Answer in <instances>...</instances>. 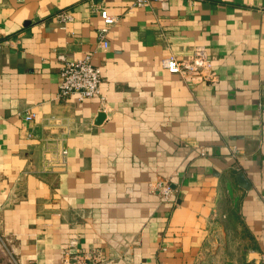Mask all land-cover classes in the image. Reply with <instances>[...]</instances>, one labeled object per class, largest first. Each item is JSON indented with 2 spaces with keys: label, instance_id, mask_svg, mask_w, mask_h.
Masks as SVG:
<instances>
[{
  "label": "crops",
  "instance_id": "crops-1",
  "mask_svg": "<svg viewBox=\"0 0 264 264\" xmlns=\"http://www.w3.org/2000/svg\"><path fill=\"white\" fill-rule=\"evenodd\" d=\"M98 6L118 16L106 45ZM0 43V264L264 252V0H2ZM199 46L215 81L163 65ZM88 54L101 94L59 97L60 55Z\"/></svg>",
  "mask_w": 264,
  "mask_h": 264
},
{
  "label": "built area",
  "instance_id": "built-area-1",
  "mask_svg": "<svg viewBox=\"0 0 264 264\" xmlns=\"http://www.w3.org/2000/svg\"><path fill=\"white\" fill-rule=\"evenodd\" d=\"M2 0H0L1 2ZM150 1H167V0H135L137 5H145ZM104 25L99 28L98 34L101 45H106L108 41V32L110 26L118 20V16L109 12L105 6H98ZM62 21L73 19L72 14L67 10H62L58 14ZM1 46V43H0ZM61 81L59 84L58 96L69 97L76 94L79 99H85L101 94V83L103 80L101 68L92 62L91 55L84 58L71 59L60 55ZM163 65L172 72L180 73L189 78H201L204 80H216V73L213 69L212 61L204 46H199L192 56L179 58L176 55H170L163 59ZM104 99V96H102ZM33 113L27 115L32 119ZM151 191L157 193L161 200L171 201L175 191L173 181L166 177L156 178L149 182ZM59 264H91L89 260L82 255H72L65 251ZM252 264H264V252L257 258H254Z\"/></svg>",
  "mask_w": 264,
  "mask_h": 264
}]
</instances>
